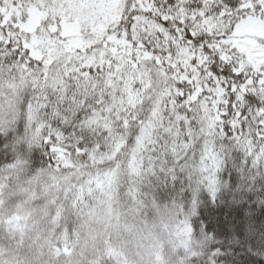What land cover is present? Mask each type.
Wrapping results in <instances>:
<instances>
[{"label": "snow or ice", "instance_id": "1", "mask_svg": "<svg viewBox=\"0 0 264 264\" xmlns=\"http://www.w3.org/2000/svg\"><path fill=\"white\" fill-rule=\"evenodd\" d=\"M65 19L79 25V37L64 34ZM73 38L83 41L74 52L66 47ZM17 120L26 126L17 130L21 150L42 149L47 162L15 184L8 174L30 168L28 161L3 169L4 239L32 215L25 206L42 176L72 172L66 158L87 163L98 149L127 169L128 195L141 206L159 209L144 190L149 178L174 181L184 172L215 198L225 145L242 150L253 168L264 166V0H0V131ZM176 215L178 264H199L193 236L217 247L208 233L264 254V232L257 240L255 217L243 207L228 219L195 205ZM240 259L264 264L246 249ZM155 261L164 264L159 254Z\"/></svg>", "mask_w": 264, "mask_h": 264}, {"label": "trees", "instance_id": "2", "mask_svg": "<svg viewBox=\"0 0 264 264\" xmlns=\"http://www.w3.org/2000/svg\"><path fill=\"white\" fill-rule=\"evenodd\" d=\"M101 9L98 11L100 12ZM105 11L102 9V13ZM41 19L40 13L33 14V28L39 25ZM64 28L65 35L79 37L78 24L69 23L65 19ZM82 44V40L73 38L68 41L66 47L69 51L74 52L77 48H81ZM41 46H43L41 41L34 44L37 51ZM258 106V103H253L250 108L254 110ZM22 127L26 128L22 122L17 120L5 131H0V141H4L2 148H0V151H3V158L0 159V175H5L6 173L2 172L3 169L17 160H27L30 166V168H24L19 174H8L11 175L13 184L27 179L31 175L30 169L33 166L38 169L47 162V157L42 149L21 150V137L17 135V130ZM9 132L13 134V139L10 141L7 139ZM103 144L102 141L101 147ZM225 150L226 161L220 172V184L215 198L212 197L207 188L200 186L195 180H190L187 172L178 173L174 181L170 177L149 178L144 190L159 208L172 209L174 211L171 214H175V216H177V209H183L187 212L195 205L197 213L200 210H203L205 214L214 212L217 218L223 216L224 219H228L230 211L234 208L243 207L246 217H255L252 224L258 230L257 240H259V234L264 232V215H262V210H264V166L253 168L245 153L234 146L225 145ZM113 161H115V156L109 158L100 153L99 149L97 154H93L87 163H74V158H66L65 168L73 169L72 172L62 171L54 172L52 176L44 175L34 185L36 194H40L42 191L48 192L47 198L52 204V212L47 216L51 220H55L53 223L51 222L50 227H47L50 229L49 236L42 237V245L37 244L39 250L37 252L40 253L42 260L50 261L52 264H61L64 262L62 257H67L69 261L74 262L72 256L80 248L83 238H85V233L78 226L80 210L76 213L78 209L76 207L81 205L84 208L97 195L95 193L101 192L103 189L112 196L115 211L118 210L120 213V219L126 220L128 223L132 219L135 225L141 227L145 214L148 212L146 209L151 204L141 206L133 202L128 195L129 176L127 169L115 167ZM118 163L122 165L123 160L121 159ZM233 179H235V184H233ZM253 206L256 209L255 213L250 211ZM207 236L211 243L216 244L217 247L211 249L210 252L208 250V254L211 255L210 258L198 259L199 264H212V262L214 264H230V261L223 259V257H230L238 261V264H244L240 258L245 255V249L252 252L257 260H264V254L253 251L250 242L243 247L240 243L233 246V241L226 240L223 236L216 238L213 233H208ZM233 239L239 241L240 238L234 234ZM92 240L94 241V237ZM94 242H98V240L95 239ZM225 244L227 247H220V245ZM95 245V249L92 245L86 246L89 254H86L84 259L87 258L89 264L106 263L107 251L104 245L101 241L98 246L96 243ZM18 246L24 247L25 252L31 251L33 253L30 248L32 247L31 243L25 240L17 241L15 237L4 239L3 235L0 234V258L4 252L6 254V259L3 260L4 264H11V259L16 258L15 253L18 252ZM237 248L240 250L237 251Z\"/></svg>", "mask_w": 264, "mask_h": 264}, {"label": "rangeland", "instance_id": "3", "mask_svg": "<svg viewBox=\"0 0 264 264\" xmlns=\"http://www.w3.org/2000/svg\"><path fill=\"white\" fill-rule=\"evenodd\" d=\"M100 13H102V9ZM95 194L97 195L93 200L89 199L90 203L87 206L76 207L78 208L76 213L80 210L78 226L85 233V238H83L80 248L77 249L78 252L76 250L72 256L74 262L69 261L67 257H62L64 262L61 264H81L86 254H89L86 246L92 245L95 249V243L98 246L100 241L107 251V262L104 264H116L117 261H120V264H156L157 254L161 255L164 264H178V259L184 258L180 255L182 251L180 241L183 237L176 231L178 216L170 214L167 223L162 224L159 228H154V230L148 229L147 226L154 223L158 210L151 205L146 209L148 212L139 227L132 219L129 220L130 223L120 219V213L118 210L115 211L114 201L107 191L103 189ZM51 205L47 196L42 197L40 194H36V199L25 206L32 209V215L20 222L19 228L14 230L13 238L19 237L18 241L25 240L31 243L32 247L30 248L34 254L31 251L25 252L24 247L18 246V252L15 253L16 258L11 259V264H52L50 261L42 260L40 253L37 252L39 251L37 244H43L42 237H47L50 234V229L47 227H50L55 221L47 216L52 212ZM41 208H47V212L36 211ZM93 237L94 241L97 239L98 242H94ZM206 244L203 235L193 236L192 249L196 253L197 259L210 258L211 255L208 254ZM5 257L4 252L0 259L5 260Z\"/></svg>", "mask_w": 264, "mask_h": 264}, {"label": "clouds", "instance_id": "4", "mask_svg": "<svg viewBox=\"0 0 264 264\" xmlns=\"http://www.w3.org/2000/svg\"><path fill=\"white\" fill-rule=\"evenodd\" d=\"M40 195L42 197L47 196L48 192L47 191H43L40 193ZM174 210L169 209V208H159L157 210V214H156V219L154 221L153 224H149L147 227L148 229H152L154 230V228H159L162 224L167 223L169 220V216L170 214L173 212Z\"/></svg>", "mask_w": 264, "mask_h": 264}]
</instances>
